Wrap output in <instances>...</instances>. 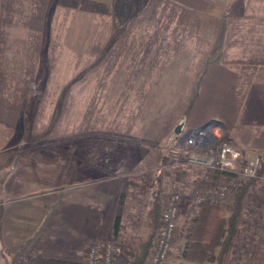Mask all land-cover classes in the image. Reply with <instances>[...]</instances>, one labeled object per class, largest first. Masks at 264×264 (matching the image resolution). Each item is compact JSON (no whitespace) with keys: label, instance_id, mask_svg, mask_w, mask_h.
<instances>
[{"label":"crops","instance_id":"obj_1","mask_svg":"<svg viewBox=\"0 0 264 264\" xmlns=\"http://www.w3.org/2000/svg\"><path fill=\"white\" fill-rule=\"evenodd\" d=\"M137 38L155 40V48L146 51L152 57L133 58L144 51L132 46ZM121 39L122 50L116 51ZM164 39L174 41L168 60L158 59ZM112 53L123 61L115 69L133 85L196 87L187 125L220 119L228 140L263 158L264 0H0V168H7L0 245L7 249L26 255L76 248L85 255L94 241L114 237L122 182L115 179L118 173L106 180L99 174L115 162L100 157L97 144L88 153L90 146L78 138L71 163L36 171V161L39 167V157L46 156L36 151L62 144L24 141L45 134L54 116L68 118L64 105L51 111L52 87L65 93L75 85L77 92L84 71L100 70ZM78 101L72 118L82 120ZM63 124L48 131L65 135ZM164 129L160 121L147 135L162 138ZM142 158L133 160L139 171L146 170ZM68 183L73 186L62 185ZM53 184L60 189L51 190ZM0 264H7L1 252Z\"/></svg>","mask_w":264,"mask_h":264},{"label":"rangeland","instance_id":"obj_2","mask_svg":"<svg viewBox=\"0 0 264 264\" xmlns=\"http://www.w3.org/2000/svg\"><path fill=\"white\" fill-rule=\"evenodd\" d=\"M117 11L118 14H124L123 7L119 8L117 6ZM130 13L137 14L138 10H133ZM173 42L171 39H164L162 43L159 41L157 49L162 51L163 54H160L158 59L168 60L171 58V54H168V52L171 51ZM132 46H142L144 48L142 55L137 53L133 55V58L139 60L140 58L152 57L147 55L146 51L149 46L155 48V40L142 39L140 42L139 38H137L136 41H132ZM116 47H120L116 51L122 50V39ZM138 51L139 48L136 49V52ZM88 57L92 58L91 54ZM119 57L120 55L116 53L109 54L101 63L100 70L97 68L85 70L83 87H77V92L75 85L65 88V93H60L59 88L52 87V90H50L51 96H53L51 111L54 112L55 109L57 111L59 107L64 105L66 106L68 118L58 119L54 116L50 120V126L48 125L49 120H46L45 126L50 128L47 127L45 134L24 137L25 142L62 144L61 147L54 146L45 151H36L37 154H46L45 157H39V167H37L36 161V171L40 168L43 169V167L50 171L59 165L71 163L70 160L75 158L74 144L78 138L83 139V141L78 139L80 142H84L88 147L90 146L88 153L93 152L91 144H97L100 157L109 158L110 161L112 160L116 164L105 169L101 168L100 179L106 180V178L113 177L118 173L115 179L120 180V183L122 182L121 195H118L117 201L116 216L118 214L121 216L118 234H115L111 239L102 240H114L123 247L124 255L119 257L114 264H125L126 258H131L132 261L133 254L139 251L142 242L152 236V245L144 264L147 263L156 243L162 212L175 192H182L183 197L167 264H218L217 252L209 259L202 261L188 259L184 256L188 241V229L201 210V203L197 202L193 192L194 187L204 174V168L184 161L179 160L177 162L173 160L169 156V151L166 147L176 133L174 128L176 129L183 120L187 123L188 106L194 99L197 88L133 85L135 81L124 79V71L115 69L116 63L122 61L118 59ZM76 98L78 107L80 106L79 99L83 105L82 120L80 118H72V116L75 117L76 113ZM65 99H67L66 103L62 104V100L64 101ZM160 121L163 122L164 128H168L167 133L164 129V137L159 139L149 137L147 131L155 130ZM59 122L64 123L63 126L67 123L66 129L69 130L67 134L57 135L48 131L57 126ZM63 144L68 145L65 147ZM247 151L249 153L260 152L252 148ZM262 153L264 158V152ZM140 158L144 159V168L146 170L139 171L140 165L133 161ZM131 164L134 165L131 166ZM161 164H163V173L160 178L158 177L160 169L156 176L153 177V171ZM4 170H7V168H0V201L4 200L6 202L7 199L5 200L3 195H6L7 184L3 181L7 172H3ZM9 170L11 171L12 169L10 168ZM140 179L143 180V185H141L142 181ZM250 180L252 179L246 180L244 184ZM260 184L261 182L256 187H259ZM62 185L73 186L71 183ZM58 189H60V186L57 187L55 184L51 187V190ZM240 189L231 192L229 198L223 202L209 203L219 205L222 209V215L228 218L231 215L232 205ZM259 192L264 197V191L260 189ZM155 195L160 198V216L159 224L154 229L150 212L155 204ZM1 206L2 202H0ZM251 208L253 210L245 211L244 222L241 224V231L237 240L238 246L231 256L230 264H253L264 261H260L255 257V246L261 235L258 218L261 213L264 214V201L257 200L252 204ZM137 211L139 215L137 218L138 225H134L135 219L133 216ZM261 250L264 251V244L261 246ZM23 256L26 258L29 254H23ZM82 264H84V255H82Z\"/></svg>","mask_w":264,"mask_h":264},{"label":"built area","instance_id":"obj_3","mask_svg":"<svg viewBox=\"0 0 264 264\" xmlns=\"http://www.w3.org/2000/svg\"><path fill=\"white\" fill-rule=\"evenodd\" d=\"M179 125L180 132L175 133L166 147L173 160L204 168L203 176L194 187L197 202H223L246 180L264 179L259 175L261 155L247 153L228 140L222 120L213 119L199 127H189L183 120ZM182 197V192L173 193L163 210L156 243L146 264L168 263ZM123 255V247L116 241H95L84 255V264H114ZM130 262L131 258H126L125 264ZM253 264H264V261Z\"/></svg>","mask_w":264,"mask_h":264},{"label":"trees","instance_id":"obj_4","mask_svg":"<svg viewBox=\"0 0 264 264\" xmlns=\"http://www.w3.org/2000/svg\"><path fill=\"white\" fill-rule=\"evenodd\" d=\"M162 173L163 169L160 167L159 178ZM259 175L264 176V158H262ZM259 182L261 184L256 187ZM260 189L264 191V179H252L245 183L236 196L231 208V215L228 218L222 215L219 205L209 202L201 203L200 213L193 219L192 225L188 229V241L184 256L188 259L202 261L209 259L217 252L218 264H230L231 256L238 246L237 240L241 224L244 222L245 211L253 210L251 206L257 200L264 201V197L259 192ZM159 212L160 198L155 195V204L150 212L154 229L159 224ZM1 217L2 206L0 207V240L2 239ZM120 217L119 214L116 216L115 234H118L120 228ZM258 222L261 235L255 246V257L262 261L264 260V251L261 250V246L264 244L263 213L260 214ZM151 237L142 242L139 251L133 254L134 257L130 264H144L152 245ZM0 252L7 264H82V254L76 248H66L62 251L32 250L29 256L24 258L22 250L11 251L1 244Z\"/></svg>","mask_w":264,"mask_h":264},{"label":"water","instance_id":"obj_5","mask_svg":"<svg viewBox=\"0 0 264 264\" xmlns=\"http://www.w3.org/2000/svg\"><path fill=\"white\" fill-rule=\"evenodd\" d=\"M213 120V119H212ZM212 120H210L209 122H207L204 126L208 125ZM181 130V126L179 125L177 128H176V133H179Z\"/></svg>","mask_w":264,"mask_h":264}]
</instances>
